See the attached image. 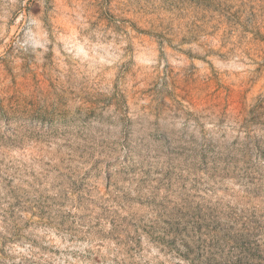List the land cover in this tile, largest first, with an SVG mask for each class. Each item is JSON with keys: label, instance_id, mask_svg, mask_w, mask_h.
Returning <instances> with one entry per match:
<instances>
[{"label": "rangeland", "instance_id": "374dc122", "mask_svg": "<svg viewBox=\"0 0 264 264\" xmlns=\"http://www.w3.org/2000/svg\"><path fill=\"white\" fill-rule=\"evenodd\" d=\"M0 264H264V0H0Z\"/></svg>", "mask_w": 264, "mask_h": 264}]
</instances>
